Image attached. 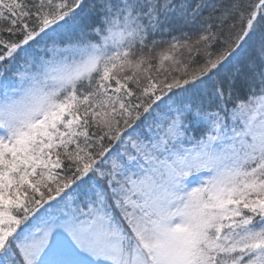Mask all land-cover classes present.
I'll return each instance as SVG.
<instances>
[{
    "label": "snow or ice",
    "instance_id": "1",
    "mask_svg": "<svg viewBox=\"0 0 264 264\" xmlns=\"http://www.w3.org/2000/svg\"><path fill=\"white\" fill-rule=\"evenodd\" d=\"M0 264H264V0H0Z\"/></svg>",
    "mask_w": 264,
    "mask_h": 264
}]
</instances>
